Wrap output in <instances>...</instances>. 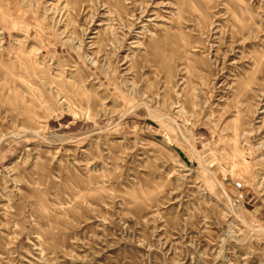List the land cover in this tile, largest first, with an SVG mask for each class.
<instances>
[{"label": "rangeland", "instance_id": "1", "mask_svg": "<svg viewBox=\"0 0 264 264\" xmlns=\"http://www.w3.org/2000/svg\"><path fill=\"white\" fill-rule=\"evenodd\" d=\"M0 264H264V0H0Z\"/></svg>", "mask_w": 264, "mask_h": 264}]
</instances>
